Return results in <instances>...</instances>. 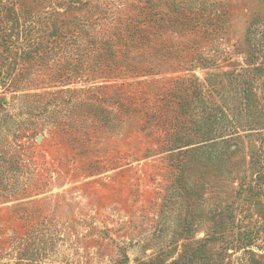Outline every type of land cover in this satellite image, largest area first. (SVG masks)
I'll return each mask as SVG.
<instances>
[{
  "label": "rangeland",
  "instance_id": "1",
  "mask_svg": "<svg viewBox=\"0 0 264 264\" xmlns=\"http://www.w3.org/2000/svg\"><path fill=\"white\" fill-rule=\"evenodd\" d=\"M0 264H264V0H0Z\"/></svg>",
  "mask_w": 264,
  "mask_h": 264
},
{
  "label": "trees",
  "instance_id": "2",
  "mask_svg": "<svg viewBox=\"0 0 264 264\" xmlns=\"http://www.w3.org/2000/svg\"><path fill=\"white\" fill-rule=\"evenodd\" d=\"M250 242H251V240H250ZM250 244V243H249Z\"/></svg>",
  "mask_w": 264,
  "mask_h": 264
}]
</instances>
